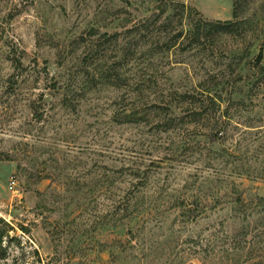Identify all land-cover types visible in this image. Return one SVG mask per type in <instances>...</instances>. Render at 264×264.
Returning <instances> with one entry per match:
<instances>
[{
	"label": "rangeland",
	"instance_id": "rangeland-1",
	"mask_svg": "<svg viewBox=\"0 0 264 264\" xmlns=\"http://www.w3.org/2000/svg\"><path fill=\"white\" fill-rule=\"evenodd\" d=\"M233 6L0 0V264H264V0L210 30Z\"/></svg>",
	"mask_w": 264,
	"mask_h": 264
},
{
	"label": "trees",
	"instance_id": "trees-1",
	"mask_svg": "<svg viewBox=\"0 0 264 264\" xmlns=\"http://www.w3.org/2000/svg\"><path fill=\"white\" fill-rule=\"evenodd\" d=\"M241 1L242 0H234V6L232 10V19L220 21L217 20L215 22L212 21H206L205 23L210 27V30H225L230 28L231 26L235 25L236 21L238 20V10L241 8ZM228 27V28H227ZM262 60V49L259 50V52L254 57V64L255 68L257 69L256 74H263L264 75V67L261 64ZM238 102H243V100H237ZM236 101V102H237ZM227 109V106L225 110ZM227 111V110H226ZM0 223L2 227H0V260H3L8 255V245L6 244V238L9 237V240L16 239L14 236L10 237V231L13 230V227L4 219L0 218ZM21 230H25L24 226H20Z\"/></svg>",
	"mask_w": 264,
	"mask_h": 264
}]
</instances>
